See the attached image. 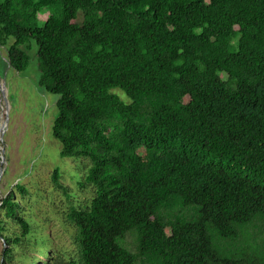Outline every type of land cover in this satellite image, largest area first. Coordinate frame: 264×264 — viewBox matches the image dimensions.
<instances>
[{
  "label": "trees",
  "instance_id": "obj_1",
  "mask_svg": "<svg viewBox=\"0 0 264 264\" xmlns=\"http://www.w3.org/2000/svg\"><path fill=\"white\" fill-rule=\"evenodd\" d=\"M10 38L8 65L33 41L58 96L60 155L89 162L65 264H264V0H0ZM0 208L21 229L0 220L10 262L30 229L11 191ZM250 226L251 248L231 246Z\"/></svg>",
  "mask_w": 264,
  "mask_h": 264
},
{
  "label": "rangeland",
  "instance_id": "obj_2",
  "mask_svg": "<svg viewBox=\"0 0 264 264\" xmlns=\"http://www.w3.org/2000/svg\"><path fill=\"white\" fill-rule=\"evenodd\" d=\"M11 42L10 38L6 46H0V207L11 191L18 213L28 223L30 243L24 239L23 245L12 248L10 262L0 258V264H25L33 258L34 264H44L47 259L65 264L77 257L76 231L67 218L69 210L86 209L94 195L92 186L84 182L89 162L60 155V143L51 134L58 96L37 85V47L33 41L28 48L21 46L30 61L24 71L17 72L7 62L6 47ZM115 92L126 100L122 91ZM54 169H58L61 188L51 180ZM0 220L4 234L19 236L20 227L4 215L2 208ZM258 234L250 226L231 246L249 250L245 239ZM131 239L128 234L125 242ZM129 245L134 251V246Z\"/></svg>",
  "mask_w": 264,
  "mask_h": 264
}]
</instances>
